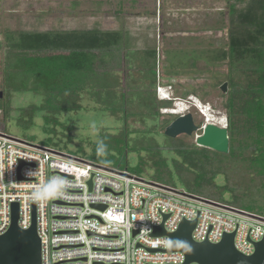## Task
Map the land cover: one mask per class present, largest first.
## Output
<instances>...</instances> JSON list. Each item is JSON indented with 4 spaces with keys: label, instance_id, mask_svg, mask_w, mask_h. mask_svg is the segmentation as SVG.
<instances>
[{
    "label": "rangeland",
    "instance_id": "obj_1",
    "mask_svg": "<svg viewBox=\"0 0 264 264\" xmlns=\"http://www.w3.org/2000/svg\"><path fill=\"white\" fill-rule=\"evenodd\" d=\"M241 1L0 0V91L7 110L6 115L0 111V132L19 141L97 163L105 162L107 154H96L93 145L103 136L118 134L126 120V129L132 132L129 145L136 150L126 155L125 168L113 167L114 162L109 167L146 182L159 183L181 193H194L240 210L246 211L249 207L247 212L261 215L257 212L264 208V200L260 199L262 192L257 189L259 185L250 180L251 175L243 164L233 159H211L207 171L212 169L211 172L218 173L210 186L220 190L208 189L207 195L201 189H186L173 165V160H181L170 150L171 143L164 135L165 127L185 113L192 114L200 130L191 136L174 138L184 144L196 146L195 138L202 134L208 115L209 123L227 126L226 95L220 86L226 82L228 92L231 86L227 77L241 80L244 74L236 71L234 64L217 58L229 43L230 27L234 22L230 6L247 10L250 5V0ZM72 31H97L104 35L102 48L109 50L104 51L97 63L105 64L99 67L107 70L102 79L108 78L112 88L91 91L92 96H97L92 99H86L84 91L78 102L81 107L59 110L46 124L47 112L43 108L46 95L18 79L16 69L9 65L11 44L23 32ZM116 37L120 40L111 44ZM109 42L111 45L107 44ZM115 61L120 62L119 67ZM136 68L141 70L135 72ZM155 73L159 79L156 86H170L169 91L157 88L165 97L159 105L149 98V86ZM8 76L11 77L7 79ZM165 79L169 82H163L167 81ZM107 94L113 98H101ZM180 108L184 113L177 112ZM124 110L130 113L126 119ZM45 127L50 131L45 132ZM152 142L160 147L156 158L161 156L167 168L157 175L150 168L147 152L140 149ZM118 158L115 154L113 159ZM182 174L192 177L185 171Z\"/></svg>",
    "mask_w": 264,
    "mask_h": 264
},
{
    "label": "built area",
    "instance_id": "obj_2",
    "mask_svg": "<svg viewBox=\"0 0 264 264\" xmlns=\"http://www.w3.org/2000/svg\"><path fill=\"white\" fill-rule=\"evenodd\" d=\"M14 203L22 230L31 227L34 206L41 264H184L182 253L168 251V237L151 236L160 225L173 233L182 221H196V242L234 233L243 255L264 242V216L0 132V235Z\"/></svg>",
    "mask_w": 264,
    "mask_h": 264
},
{
    "label": "trees",
    "instance_id": "obj_3",
    "mask_svg": "<svg viewBox=\"0 0 264 264\" xmlns=\"http://www.w3.org/2000/svg\"><path fill=\"white\" fill-rule=\"evenodd\" d=\"M236 8L235 5L230 6L234 22L231 23L227 48L218 55V58L216 57L234 64L236 71L244 74L241 80H235L232 76L227 77L231 86L225 102L229 136L228 154L223 155L206 148L184 144L176 139L168 140L171 143L170 150L181 160V162L173 160V165L186 189H201L207 195L208 189L220 190L216 186H210L218 172H211L212 169L207 171L208 166L211 165V159H233L247 168V173L251 175L250 180L259 185L257 189L262 192L263 196L260 199L264 200V0H250L247 10ZM103 36L97 31L23 32L18 40L11 44L9 65L16 69L18 79L24 84L31 85L36 92L42 91L46 95L43 106L47 112L44 117L46 124L59 110L67 111L81 107L78 102L82 93L86 91L89 81L97 76L95 65L109 50L105 51L102 48ZM118 39L120 40L116 37L112 43L107 44H116ZM22 87L25 89L23 84ZM109 96L113 98L107 94L102 96V99ZM0 111L4 115L7 114L3 99L0 100ZM129 115L130 113L124 110L125 119ZM29 123L31 125V121ZM126 128L125 120L118 134L103 136L93 145L96 154L101 152L107 154L105 162L97 164L109 167V164L114 162L115 168L126 167V155L136 150L129 145V135L132 132ZM44 131L49 132L50 129L45 127ZM140 149L147 152L150 168L155 171V175L164 169L167 170L161 156L159 159L156 158L160 147L155 142L145 144ZM115 154L119 156L118 159H113ZM123 161L124 165H121ZM182 171L192 174V177L182 174ZM157 179L163 180L161 177ZM192 195L199 196L194 193ZM257 213L264 216V208Z\"/></svg>",
    "mask_w": 264,
    "mask_h": 264
},
{
    "label": "water",
    "instance_id": "obj_4",
    "mask_svg": "<svg viewBox=\"0 0 264 264\" xmlns=\"http://www.w3.org/2000/svg\"><path fill=\"white\" fill-rule=\"evenodd\" d=\"M220 90L227 95V83L220 86ZM3 92L0 91V100ZM200 130L193 120L191 113L177 116L164 129V135L174 139L180 135L191 136ZM195 144L220 154L229 152V136L227 127H220L213 123H206L202 134L196 136ZM90 184V182H89ZM18 205H11V224L8 230L0 235V264H41V246L37 234L35 210L32 208V225L27 230L18 227ZM196 221H182L173 233H168L163 226L153 229L151 236H166L171 241L168 251L180 252L184 255V264H264V242L253 244L254 252L243 255L234 247V233L224 234L218 243L208 241L196 242L192 238V231Z\"/></svg>",
    "mask_w": 264,
    "mask_h": 264
},
{
    "label": "crops",
    "instance_id": "obj_5",
    "mask_svg": "<svg viewBox=\"0 0 264 264\" xmlns=\"http://www.w3.org/2000/svg\"><path fill=\"white\" fill-rule=\"evenodd\" d=\"M119 64H120V62H116L115 61V65H118V67H119ZM104 65L105 64H103V62L102 63H98L96 65L95 71H96L97 76H96L95 79H92L91 82L89 81L88 86H86V99H89V98L92 99V97H97V96H92L93 94H91V91H92V93L94 91H102L103 92V91H105L107 89L112 88V86L110 84V81L107 80L108 78H106L105 80H103L104 77H102V74L107 73V70L100 69L99 67H102ZM142 67H143V65H142ZM140 70H141L140 68L139 69L136 68L135 69V72L140 71ZM110 71H112V70H110ZM100 75H101V77H100ZM158 80L159 79L157 78L156 73H155V77L152 79L153 82L149 86V92H150V95H151L149 98H150V100H153L155 102V105H159L160 102H162V100H165L164 99L165 97L162 96L161 93H157V88L158 87H160V88L162 87V89H167L168 91L170 89V86H166L165 87V86H160L159 84L156 86V83H157ZM165 80H167V79H165ZM163 82H169V81L167 80V81H163ZM92 83H95V85L91 86ZM115 87H118V83H116ZM167 90H166V93H167ZM102 96L103 95H101V98H102ZM96 101L98 102V100H96Z\"/></svg>",
    "mask_w": 264,
    "mask_h": 264
},
{
    "label": "bare ground",
    "instance_id": "obj_6",
    "mask_svg": "<svg viewBox=\"0 0 264 264\" xmlns=\"http://www.w3.org/2000/svg\"><path fill=\"white\" fill-rule=\"evenodd\" d=\"M165 93V92H164ZM161 96V95H160ZM166 96V95H165ZM164 98V97H163ZM179 106V105H178ZM183 106V105H182ZM185 106V105H184ZM180 107H181V104H180ZM184 108V107H183ZM177 111V110H176ZM176 111H171V113H175ZM177 112H183V111H181V108H180V111H177ZM176 112V113H177ZM170 113V112H169ZM184 113V112H183ZM179 114V113H178ZM205 116H207V115H205ZM206 122L207 123H209V122H211V120H210V118H209V115L207 116V118H206ZM225 126V125H224Z\"/></svg>",
    "mask_w": 264,
    "mask_h": 264
},
{
    "label": "clouds",
    "instance_id": "obj_7",
    "mask_svg": "<svg viewBox=\"0 0 264 264\" xmlns=\"http://www.w3.org/2000/svg\"><path fill=\"white\" fill-rule=\"evenodd\" d=\"M159 91H157V93H158Z\"/></svg>",
    "mask_w": 264,
    "mask_h": 264
}]
</instances>
